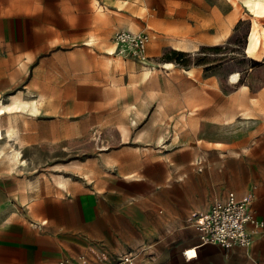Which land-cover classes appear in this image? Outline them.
<instances>
[{
  "label": "rangeland",
  "instance_id": "374dc122",
  "mask_svg": "<svg viewBox=\"0 0 264 264\" xmlns=\"http://www.w3.org/2000/svg\"><path fill=\"white\" fill-rule=\"evenodd\" d=\"M245 1L0 0V181L26 201L126 174L197 191L194 177L203 190L213 176L250 195L264 51L246 45L264 16ZM120 30L148 36L145 58ZM156 250L180 264L174 243ZM140 251L133 264H163ZM187 252L185 264H256L246 249Z\"/></svg>",
  "mask_w": 264,
  "mask_h": 264
},
{
  "label": "crops",
  "instance_id": "0c3cea01",
  "mask_svg": "<svg viewBox=\"0 0 264 264\" xmlns=\"http://www.w3.org/2000/svg\"><path fill=\"white\" fill-rule=\"evenodd\" d=\"M263 98V94L256 96L258 128L253 145L245 148L246 155L252 150L255 158L256 177L247 190L252 191L251 208L257 225L251 227L250 247L225 250L246 249L252 252L256 264H264ZM127 176L106 177L90 188H74L60 197L46 194L27 201L20 192L9 190L4 180L0 181V264H59L81 258L87 264H114L131 250L152 254L153 260L164 264L167 259L162 260L156 249L168 242L175 244L173 260L188 263L183 252L187 250L192 255L198 245L192 216L206 211L224 196L225 182L212 176L202 190L203 178L194 177L197 191L183 177L174 183L165 177L156 189L146 181ZM208 246L214 245L195 250L200 254ZM203 257L200 254L199 258Z\"/></svg>",
  "mask_w": 264,
  "mask_h": 264
},
{
  "label": "built area",
  "instance_id": "2783aa9c",
  "mask_svg": "<svg viewBox=\"0 0 264 264\" xmlns=\"http://www.w3.org/2000/svg\"><path fill=\"white\" fill-rule=\"evenodd\" d=\"M114 39L119 45L129 44L136 47L138 55L145 58L147 35H135L120 30L114 34ZM251 203L250 195L238 196L234 191H227L206 211L193 215L191 224L198 232V245L195 249L203 245H214L224 250L250 247L253 240L251 227L257 225L250 208ZM135 258L134 252L128 251L120 255L114 264H133ZM59 264H87V262L81 258L78 262L65 260Z\"/></svg>",
  "mask_w": 264,
  "mask_h": 264
},
{
  "label": "bare ground",
  "instance_id": "6f19581e",
  "mask_svg": "<svg viewBox=\"0 0 264 264\" xmlns=\"http://www.w3.org/2000/svg\"><path fill=\"white\" fill-rule=\"evenodd\" d=\"M245 2L247 4L251 14H253L256 17L264 16V0H246ZM257 26H258V24H257L256 20H254L252 18L251 19V30L248 31L249 36H248L247 46H246L247 52L251 53V54L256 52L259 47H262L264 50V26H263V30H259V28ZM145 73L147 74L148 71H146ZM238 78H239L238 74L234 73L230 76V82L235 83L238 80ZM28 105L30 106V108L32 110L35 109L34 102L31 104H28ZM15 106H16V108L18 107V105H15ZM6 108L8 109L9 107H5V108L1 107L0 110L6 109ZM1 135H2V129L0 128V139H1ZM8 162L9 163L18 162V153L13 152L11 154L10 158H8Z\"/></svg>",
  "mask_w": 264,
  "mask_h": 264
},
{
  "label": "trees",
  "instance_id": "16d2710c",
  "mask_svg": "<svg viewBox=\"0 0 264 264\" xmlns=\"http://www.w3.org/2000/svg\"><path fill=\"white\" fill-rule=\"evenodd\" d=\"M238 80H239V78H238ZM238 80H237L235 83H237V82H238Z\"/></svg>",
  "mask_w": 264,
  "mask_h": 264
}]
</instances>
